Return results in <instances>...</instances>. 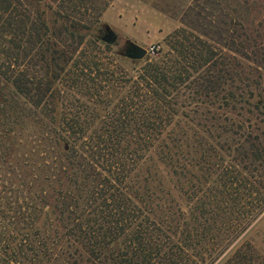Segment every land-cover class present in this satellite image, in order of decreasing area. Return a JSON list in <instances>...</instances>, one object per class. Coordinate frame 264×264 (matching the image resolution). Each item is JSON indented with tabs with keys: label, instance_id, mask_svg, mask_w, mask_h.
<instances>
[{
	"label": "trees",
	"instance_id": "16d2710c",
	"mask_svg": "<svg viewBox=\"0 0 264 264\" xmlns=\"http://www.w3.org/2000/svg\"><path fill=\"white\" fill-rule=\"evenodd\" d=\"M91 2L0 0L1 219L38 222L0 264H212L264 210V14L227 53L176 29L133 76L78 51Z\"/></svg>",
	"mask_w": 264,
	"mask_h": 264
},
{
	"label": "rangeland",
	"instance_id": "374dc122",
	"mask_svg": "<svg viewBox=\"0 0 264 264\" xmlns=\"http://www.w3.org/2000/svg\"><path fill=\"white\" fill-rule=\"evenodd\" d=\"M20 1L22 4L17 5L20 12L43 11L47 5L55 9L61 2L37 0L40 4L36 5V0ZM91 4L84 12L92 18L94 25L78 51L85 47L89 40H93L95 47L94 44H90L88 48H95L98 61L133 76L148 58L156 57L168 50L166 38L176 29L191 30L214 45L217 51L227 53L226 46L231 40L239 43L238 26L259 19L264 14V0H92ZM235 21L239 22L238 26L235 25ZM109 30L116 35V39L110 44L104 40ZM131 43H136L147 50L143 58L127 57ZM228 146L233 148L230 140ZM157 172L167 184L162 167H157ZM3 200L4 191L0 182V239L5 234L35 232L38 222L23 225L14 217L7 223L3 222L1 219L5 206ZM8 213L14 216V209ZM45 224L46 222L40 221V225ZM241 243L250 244L256 258L264 263V210L212 264H221L222 258L225 259L232 252V248ZM229 250L231 252L227 254Z\"/></svg>",
	"mask_w": 264,
	"mask_h": 264
},
{
	"label": "water",
	"instance_id": "95a60500",
	"mask_svg": "<svg viewBox=\"0 0 264 264\" xmlns=\"http://www.w3.org/2000/svg\"><path fill=\"white\" fill-rule=\"evenodd\" d=\"M115 39L116 35L111 30H109L108 35L104 38V40L108 43H113ZM146 52L147 50L142 46L136 43H131L127 57L130 59H141L146 54Z\"/></svg>",
	"mask_w": 264,
	"mask_h": 264
}]
</instances>
